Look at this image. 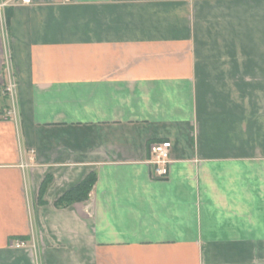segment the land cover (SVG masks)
Segmentation results:
<instances>
[{
	"label": "crops",
	"instance_id": "1",
	"mask_svg": "<svg viewBox=\"0 0 264 264\" xmlns=\"http://www.w3.org/2000/svg\"><path fill=\"white\" fill-rule=\"evenodd\" d=\"M246 1L0 0V264H264V126L217 119L179 49L192 13L171 11ZM90 173L87 200L54 206Z\"/></svg>",
	"mask_w": 264,
	"mask_h": 264
},
{
	"label": "rangeland",
	"instance_id": "2",
	"mask_svg": "<svg viewBox=\"0 0 264 264\" xmlns=\"http://www.w3.org/2000/svg\"><path fill=\"white\" fill-rule=\"evenodd\" d=\"M167 7L170 11L173 6ZM171 11L193 14L184 19V47L179 49L189 50L184 60L195 64V89L207 97L217 119L235 127L242 118L249 130L256 123L264 126V0L184 3ZM190 30L193 37L187 36ZM195 31L201 35L199 44Z\"/></svg>",
	"mask_w": 264,
	"mask_h": 264
},
{
	"label": "built area",
	"instance_id": "3",
	"mask_svg": "<svg viewBox=\"0 0 264 264\" xmlns=\"http://www.w3.org/2000/svg\"><path fill=\"white\" fill-rule=\"evenodd\" d=\"M69 3L71 0H62ZM25 5L30 4V0H22ZM4 4H0V13L3 14ZM3 94L5 95L8 106L4 112V119H16L17 113V82L13 73L11 56L9 51H5L3 60ZM171 143L169 141L153 142L148 145L149 158L147 164L150 168V175L153 180H165L169 176ZM28 167L21 164V168ZM10 248L23 249L27 247L24 240L14 239L9 242Z\"/></svg>",
	"mask_w": 264,
	"mask_h": 264
},
{
	"label": "trees",
	"instance_id": "4",
	"mask_svg": "<svg viewBox=\"0 0 264 264\" xmlns=\"http://www.w3.org/2000/svg\"><path fill=\"white\" fill-rule=\"evenodd\" d=\"M8 20V14L5 15ZM5 97V96H4ZM6 98V97H5ZM0 111V115H1ZM96 181V177L93 173H90L84 180L79 184L67 189L55 202L56 208H65L78 202H83L88 199L89 193L91 192ZM50 179L46 177L39 188L38 203L40 205L45 204L42 200L46 186L49 184Z\"/></svg>",
	"mask_w": 264,
	"mask_h": 264
}]
</instances>
